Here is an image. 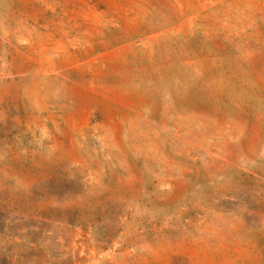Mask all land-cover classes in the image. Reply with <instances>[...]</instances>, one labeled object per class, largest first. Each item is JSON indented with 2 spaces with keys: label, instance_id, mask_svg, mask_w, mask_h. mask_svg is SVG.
<instances>
[{
  "label": "rangeland",
  "instance_id": "374dc122",
  "mask_svg": "<svg viewBox=\"0 0 264 264\" xmlns=\"http://www.w3.org/2000/svg\"><path fill=\"white\" fill-rule=\"evenodd\" d=\"M0 264H264V0H0Z\"/></svg>",
  "mask_w": 264,
  "mask_h": 264
}]
</instances>
